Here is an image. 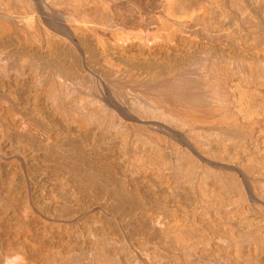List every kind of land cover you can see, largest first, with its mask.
Instances as JSON below:
<instances>
[{"label":"bare ground","instance_id":"bare-ground-1","mask_svg":"<svg viewBox=\"0 0 264 264\" xmlns=\"http://www.w3.org/2000/svg\"><path fill=\"white\" fill-rule=\"evenodd\" d=\"M0 264H264V0H0Z\"/></svg>","mask_w":264,"mask_h":264}]
</instances>
